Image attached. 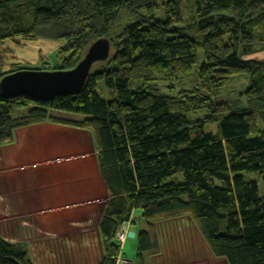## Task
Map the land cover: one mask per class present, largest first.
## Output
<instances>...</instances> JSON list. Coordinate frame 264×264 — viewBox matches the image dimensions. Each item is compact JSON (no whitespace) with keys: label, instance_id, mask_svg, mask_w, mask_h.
<instances>
[{"label":"trees","instance_id":"obj_1","mask_svg":"<svg viewBox=\"0 0 264 264\" xmlns=\"http://www.w3.org/2000/svg\"><path fill=\"white\" fill-rule=\"evenodd\" d=\"M163 8L161 17L157 0H0V82L28 69L9 61L8 41H61L60 65L42 71L75 68L98 40L111 47L77 94L49 102L0 94V146L42 122L91 132L110 194L99 264H117L116 238L133 211L146 222L133 264L160 253L155 223L184 216L216 258L264 264V62L248 59L264 52V0H168ZM199 48L204 61L194 72ZM241 75L244 98L221 97ZM0 264L33 262L0 237Z\"/></svg>","mask_w":264,"mask_h":264},{"label":"crops","instance_id":"obj_2","mask_svg":"<svg viewBox=\"0 0 264 264\" xmlns=\"http://www.w3.org/2000/svg\"><path fill=\"white\" fill-rule=\"evenodd\" d=\"M256 59L264 61V55ZM109 200L88 130L42 122L16 129L13 142L0 147V236L25 245L33 264H78L80 252L97 253L82 243L92 234L90 222L99 237ZM174 220L190 222L196 231L189 216ZM142 228L133 231L135 239ZM41 237L53 241L42 244Z\"/></svg>","mask_w":264,"mask_h":264},{"label":"rangeland","instance_id":"obj_3","mask_svg":"<svg viewBox=\"0 0 264 264\" xmlns=\"http://www.w3.org/2000/svg\"><path fill=\"white\" fill-rule=\"evenodd\" d=\"M166 2H168V0H157V7H158L157 11H158V15L161 17L164 16V10H162V8L163 5L166 4ZM186 19L188 20V14L185 10V15H184L185 22L187 21ZM4 47L13 52L10 56L9 61L13 63H18L24 68H28L27 70H38L46 65L55 67L60 65L62 61V58L58 56L59 50L61 49V47H63V43L61 41L37 38L33 41L23 42L21 43V45H18L16 42L13 41H8L5 43ZM258 55L260 56L264 55V52L253 55L248 59L260 61L256 59V56L258 57ZM197 57L199 64L196 66L197 68H194V72L198 70V68L202 65L204 61L203 52L202 49L200 48L197 50ZM22 71H26V70H22ZM38 71H42V70H38ZM183 81L186 84L191 83V79L188 77L183 78ZM247 83H248V78L246 75L234 77L232 82H230L228 86L222 88L221 97L225 99L231 98L232 100L237 99V97L244 98L242 96V93L245 91L246 87L248 86ZM99 92L101 94L100 97L104 98L105 100L109 98L108 92L102 89H100ZM53 115L62 116L67 119L75 118L73 115H62L56 113ZM7 144H3V145H7ZM247 176L253 180L257 179V176L253 174L251 175L248 174ZM175 180L181 182L182 176L181 175L177 176ZM138 219L139 217L135 216V212L133 211L130 223L125 224L119 230V234L117 235L116 238L118 243L120 244L119 245L120 254L118 257L117 264H133L132 259L137 258V243L135 239L128 240V233L135 231V228L145 227L146 222ZM131 223L133 224V226L131 225ZM156 225L159 226L158 228L157 227L156 228H157V237H158L159 250H160V253L158 255L161 256H159L160 258H157L156 260H154L153 256L150 257L148 259L149 262L146 261L147 264H227L225 260L216 258L215 256L212 255L201 233L199 232L197 226L196 227L194 226L196 229V231H194L193 225L190 222L188 224L187 221H180V220L177 221L173 219L169 221H163L157 224L155 223V226ZM96 226L97 224L95 221L90 222L89 228L92 234L90 237H87L86 241L82 244L84 245L87 243L86 244L87 247L89 248L93 247L94 249L98 250V252L96 250L95 252L97 253L92 252L91 254H84L83 252H80L79 255H75L76 257L80 258V263L78 264H98V262L101 260L102 257L101 251H103L102 249L103 247L101 242L100 230L98 231L99 237L98 235H96L97 234L96 230H93V228ZM4 229L5 228L0 224V233H4ZM40 239L45 240V242H42V244H46V242L49 243L53 241L52 237L50 238L41 237ZM40 239L38 238L37 241L38 244H36V246L33 247L35 250L40 245L39 244ZM23 247L25 248L27 255H29L26 246L23 245ZM62 256L70 257L71 255L69 253H64V255H61V257ZM87 257H89V260ZM70 264H73L72 259L70 260ZM140 264H142V262Z\"/></svg>","mask_w":264,"mask_h":264},{"label":"water","instance_id":"obj_4","mask_svg":"<svg viewBox=\"0 0 264 264\" xmlns=\"http://www.w3.org/2000/svg\"><path fill=\"white\" fill-rule=\"evenodd\" d=\"M110 49L109 42L101 39L91 45L84 59L72 70H26L9 74L0 82V94L4 98L30 97L43 102L77 94L83 90L93 65L109 58ZM135 237L134 232L128 233V239Z\"/></svg>","mask_w":264,"mask_h":264},{"label":"bare ground","instance_id":"obj_5","mask_svg":"<svg viewBox=\"0 0 264 264\" xmlns=\"http://www.w3.org/2000/svg\"><path fill=\"white\" fill-rule=\"evenodd\" d=\"M56 71H58V70H56ZM47 72H50V71H47Z\"/></svg>","mask_w":264,"mask_h":264},{"label":"built area","instance_id":"obj_6","mask_svg":"<svg viewBox=\"0 0 264 264\" xmlns=\"http://www.w3.org/2000/svg\"><path fill=\"white\" fill-rule=\"evenodd\" d=\"M123 236V235H122Z\"/></svg>","mask_w":264,"mask_h":264}]
</instances>
